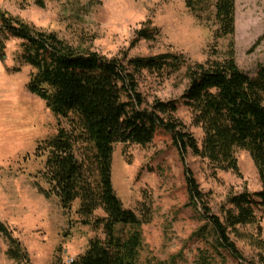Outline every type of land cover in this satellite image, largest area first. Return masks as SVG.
Wrapping results in <instances>:
<instances>
[{
	"label": "rangeland",
	"instance_id": "rangeland-1",
	"mask_svg": "<svg viewBox=\"0 0 264 264\" xmlns=\"http://www.w3.org/2000/svg\"><path fill=\"white\" fill-rule=\"evenodd\" d=\"M0 9L36 29L56 33L75 47L107 57L176 53L192 62L222 60L232 39L235 62L242 71L254 75L264 65V0H235L234 35L221 38L214 36L213 7L196 16L184 0H0ZM140 29H149L154 38H138ZM19 42L8 40L5 60H0V222L23 246L29 264L65 263L83 253L91 238L103 234L82 222L76 213L77 202L64 210L56 197L46 198L34 185L42 167V159L33 157L37 143L67 123L27 90L29 66L21 65L18 72L9 70L18 65L15 53ZM137 80L146 101L177 100L176 117L201 143L202 130L192 123L190 110L180 101L188 82L184 68L170 74L142 71ZM236 158L238 174L215 170L208 160L190 151L182 161L170 136L162 130L146 146L114 145L111 182L116 196L138 215L142 204L151 212L150 222L140 227L141 264L241 262L227 251L215 249L207 222L199 209L188 204L184 178L186 166L212 212L220 215L229 193L261 188L249 152L238 149ZM99 215L102 212L97 210L95 216ZM259 217L264 239V210ZM116 229L125 232L128 226ZM241 230L254 236L258 231L256 226ZM234 240L243 257L258 260V249ZM7 249L8 242L0 234V264H17L7 256Z\"/></svg>",
	"mask_w": 264,
	"mask_h": 264
},
{
	"label": "trees",
	"instance_id": "trees-1",
	"mask_svg": "<svg viewBox=\"0 0 264 264\" xmlns=\"http://www.w3.org/2000/svg\"><path fill=\"white\" fill-rule=\"evenodd\" d=\"M184 1L196 16L213 7L215 38L234 35L235 0ZM137 35L154 38L149 29H140ZM10 39L20 42L15 53L18 65L9 70L18 72L21 65L29 66L27 90L67 123L37 143L33 157L42 159V167L34 185L46 198L56 197L64 210L77 202L82 222L103 234L91 238L70 263L57 264H141L140 227L150 222L151 212L142 204L138 215L116 196L111 182L112 153L116 143L146 146L159 130L170 136L182 161L190 151L208 160L215 170L238 174L236 151L249 152L261 188L229 193L220 215L212 212L186 166L184 178L188 204L199 209L207 222L215 249L227 251L239 264H264V239L258 226L259 212L264 210V65L254 75L242 71L235 62L232 39L222 60L192 62L176 53L107 57L75 47L56 33L36 29L0 9L1 61ZM182 68L188 82L180 101L190 110L192 123L201 128V143L176 117L177 100L148 102L138 89L142 71L170 74ZM97 210L102 215L95 216ZM117 226L121 231L128 226V230L118 233ZM245 226H256L257 235L243 232ZM0 234L8 242L7 256L17 264H29L23 246L2 222ZM233 237L258 249V260L243 257Z\"/></svg>",
	"mask_w": 264,
	"mask_h": 264
},
{
	"label": "built area",
	"instance_id": "built-area-1",
	"mask_svg": "<svg viewBox=\"0 0 264 264\" xmlns=\"http://www.w3.org/2000/svg\"><path fill=\"white\" fill-rule=\"evenodd\" d=\"M73 260V258L69 259L68 261H66L67 263H70Z\"/></svg>",
	"mask_w": 264,
	"mask_h": 264
}]
</instances>
